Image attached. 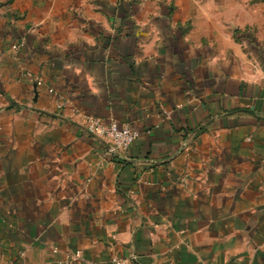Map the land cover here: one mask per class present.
<instances>
[{"label": "crops", "instance_id": "0c3cea01", "mask_svg": "<svg viewBox=\"0 0 264 264\" xmlns=\"http://www.w3.org/2000/svg\"><path fill=\"white\" fill-rule=\"evenodd\" d=\"M241 1L0 0V264H264V1ZM88 118L139 137L111 154Z\"/></svg>", "mask_w": 264, "mask_h": 264}, {"label": "built area", "instance_id": "2783aa9c", "mask_svg": "<svg viewBox=\"0 0 264 264\" xmlns=\"http://www.w3.org/2000/svg\"><path fill=\"white\" fill-rule=\"evenodd\" d=\"M85 131L98 140L107 144L111 154L127 151L138 139L139 133L129 127H119L117 122L103 123L98 118H88ZM112 264H127L114 259Z\"/></svg>", "mask_w": 264, "mask_h": 264}, {"label": "rangeland", "instance_id": "374dc122", "mask_svg": "<svg viewBox=\"0 0 264 264\" xmlns=\"http://www.w3.org/2000/svg\"><path fill=\"white\" fill-rule=\"evenodd\" d=\"M160 1H163V2H165V3H168L170 6H171V12L173 13L174 11L173 10H177V8H178V5H176V0H160ZM189 0H181V2H183L184 4H186L187 2H188ZM194 1H197V2H207V1H209V0H194ZM231 2H234V0H230ZM262 1H264V0H242L241 2L242 3H246V4H248V3H252V2H254V3H262ZM174 14H175V12H174ZM175 16V15H174ZM179 17H182V14H179L178 15ZM254 31H256V29H253V28H246V29H244V30H241V31H237L236 32V34L239 36V37H237L238 39H240V38H245V36H247L248 34L250 35V34H255V32Z\"/></svg>", "mask_w": 264, "mask_h": 264}]
</instances>
